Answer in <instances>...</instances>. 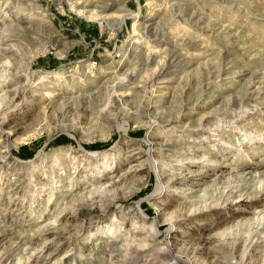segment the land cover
<instances>
[{
    "label": "rangeland",
    "instance_id": "obj_1",
    "mask_svg": "<svg viewBox=\"0 0 264 264\" xmlns=\"http://www.w3.org/2000/svg\"><path fill=\"white\" fill-rule=\"evenodd\" d=\"M19 1L0 63L37 85L0 70V264H264V0Z\"/></svg>",
    "mask_w": 264,
    "mask_h": 264
},
{
    "label": "bare ground",
    "instance_id": "obj_2",
    "mask_svg": "<svg viewBox=\"0 0 264 264\" xmlns=\"http://www.w3.org/2000/svg\"><path fill=\"white\" fill-rule=\"evenodd\" d=\"M19 2H21V1H19L18 0V5L20 4ZM114 5V4H113ZM81 7V6H80ZM104 7V6H103ZM85 8V7H84ZM89 8V7H88ZM81 9V8H80ZM86 9V8H85ZM85 9H81V10H79L81 13H83L85 16H88V18L89 17H94V18H96V19H98V21H104V15L106 16L107 14H101V13H99V12H97L96 10H93V8H89L90 10H85ZM105 9H109L107 6L105 7ZM28 10V9H27ZM30 10V9H29ZM124 10V12L122 11L119 15H117V16H120L119 18H118V27H120V25L125 21V19H126V17L127 16H129L130 14H132V10H129V9H127V8H125V9H123ZM3 12V11H2ZM21 13H23V12H21ZM102 13H105V12H102ZM111 14V13H110ZM35 14L34 13H31V12H29V13H24V14H22V15H20V16H18L17 18H16V20H17V24L19 25V26H24V25H27V24H29V23H32L33 21H34V18H35V16H34ZM115 26V25H114ZM26 27H28V26H25V28ZM29 29H31V28H29ZM34 29V28H33ZM119 29V28H118ZM2 30V29H1ZM117 30V29H116ZM120 31V30H119ZM136 31V30H135ZM135 34V33H134ZM150 37V36H149ZM139 38V37H138ZM3 41V40H2ZM134 43L135 42H140V40L139 39H135L134 41H133ZM133 42H131L130 44H132ZM149 43V42H148ZM132 46V45H131ZM135 46V45H134ZM14 51V50H13ZM16 51V50H15ZM153 51V50H152ZM230 51V50H229ZM65 54V53H64ZM64 54H62V55H64ZM174 57V56H173ZM1 62V61H0ZM31 64V62H29L28 63V66H27V68H26V70L24 69V71H21L19 68H16V67H13V65H11V61H7V60H4V61H2V63H0V70L2 71L3 69H5V70H8V71H10V72H12V77H11V80L13 81V80H16V79H18L19 77H21L22 75H25V77H26V80H24L25 81V83L22 85V86H20V88L19 89H17L15 86V89H14V91L15 92H20V94L22 95V97H25V94H26V92H27V90L29 89V88H32V87H35L37 84L35 83V80H33L34 79V75H35V70H34V68L30 65ZM62 76V74L60 73V72H56V71H47V72H43L41 75H40V81H43L44 83L45 82H49L50 81V79H57V81L59 82V80H61V77ZM63 78V77H62ZM131 79V78H130ZM39 81V82H40ZM90 81V80H89ZM83 82V81H82ZM93 82V81H92ZM74 83V82H73ZM84 83H86V82H84ZM18 84V83H17ZM76 84V83H75ZM82 84V83H81ZM87 84H89V82L87 83ZM60 85H62V83L60 82ZM85 86V85H84ZM67 87V86H66ZM70 87V86H69ZM71 87H72V85H71ZM74 87V86H73ZM77 87V86H76ZM76 87H74V88H76ZM97 87H99V86H97ZM80 89H81V87H80ZM12 91V90H11ZM81 91V90H80ZM93 92V91H92ZM100 92V91H99ZM101 93V92H100ZM99 93V94H100ZM74 94V93H73ZM89 94V93H88ZM93 94H97V93H93ZM108 95H106L105 97L107 98V100L105 101L106 103H103V107L101 106V107H99V105H98V108H100V110H99V112H106V111H108L109 110V108L108 107H110V105H112V102L114 103V102H116L118 105H122L125 101H124V99H123V96H122V94H121V92H115L114 90H113V92H108L107 93ZM87 95V94H86ZM95 95H94V97H95ZM102 95V94H101ZM100 95V96H101ZM72 96V95H71ZM88 96V95H87ZM93 95L92 94H90V97H92ZM96 96H98V95H96ZM2 97V96H1ZM68 97V96H67ZM80 96H79V94L77 93L76 95H75V98H73L74 99V101H73V103H74V105H76V106H78L79 105V103L80 102H77V98H79ZM71 98V97H70ZM96 99H97V97H95ZM94 98V99H95ZM64 99V98H63ZM68 99V98H67ZM89 99V98H88ZM98 99H99V96H98ZM87 100V99H86ZM105 100V99H104ZM64 101V100H63ZM103 101V100H102ZM101 102V101H100ZM99 102V103H100ZM66 103H68V102H66ZM84 103V102H83ZM87 103V102H86ZM98 103V104H99ZM115 103V104H116ZM85 104V103H84ZM88 104V103H87ZM86 104V105H87ZM93 104H94V102H93ZM97 104V103H96ZM125 104V103H124ZM68 105H70V103H68ZM85 105V106H86ZM117 105V106H118ZM64 106V105H63ZM89 106H91V105H89ZM113 106V105H112ZM112 106L110 107V108H112ZM127 106V105H126ZM125 106V107H126ZM79 108H80V105L78 106ZM94 106H92V108H93ZM120 107V106H119ZM78 108V110H80ZM108 108V109H107ZM121 108V107H120ZM63 109V108H62ZM56 110V109H55ZM77 110V112L75 113L76 114V116H77V125L76 126H80L79 124H81V121H82V118H81V112L80 111H78ZM58 111H61V109L60 110H58ZM85 111H86V109H85ZM110 111V110H109ZM108 111V112H109ZM54 112H56V111H54ZM98 112V113H99ZM61 113H64V111L63 112H61ZM6 115V114H5ZM5 115H3L1 118H0V137H4V136H6V138H8V139H10L9 138V132H4L5 130H3L2 129V121H5V119H6V116ZM102 115V114H101ZM106 115H108V114H106ZM102 118V117H101ZM114 118H115V115H114ZM113 119V118H112ZM116 120V119H115ZM207 120V119H206ZM117 121V120H116ZM74 124H76V123H74ZM210 129H212V128H210ZM6 150H7V152L8 153H10L11 152V148H10V145L9 144H7L6 145ZM100 155H102V156H100L98 159L100 160V161H102L101 163H100V166H99V170L102 172V175L104 176V177H106V176H108V174L110 173V166H109V164H108V159H109V154H107V152H103V153H100ZM33 162H37V161H33ZM139 166L140 165H142V164H138ZM137 164L135 165L136 167L138 166ZM138 168V167H137ZM162 176V175H161ZM108 178V177H107ZM107 182V181H106ZM103 185V184H102ZM105 188V187H104ZM262 191V190H261ZM264 192V191H263ZM242 194V193H241ZM245 195V194H244ZM244 195H239V197H243ZM239 197H236V198H239ZM241 197V198H242ZM232 202H233V200H232ZM197 210L195 209L194 211H190L191 213L190 214H188L189 216L190 215H193L194 213H197L196 212ZM254 218H253V222H252V225H253V227L255 228V231H257L258 232V230H259V227H260V225H262L263 223H264V212H260V213H258L257 215H255V216H253ZM157 219V218H156ZM238 226V225H237ZM156 223H153L152 224V230H156ZM143 229H145V226H143L142 227ZM261 230V229H260ZM150 232V231H149ZM252 232V231H251ZM139 250V249H138ZM247 254V253H246ZM161 256L167 261V263H169V264H177L178 263V257H177V255L175 254V252L172 250V248L171 247H166L165 249H163L162 251H161ZM165 263V262H164Z\"/></svg>",
    "mask_w": 264,
    "mask_h": 264
}]
</instances>
